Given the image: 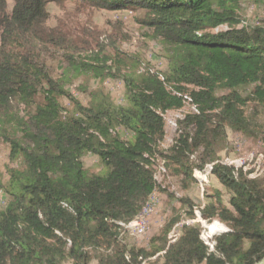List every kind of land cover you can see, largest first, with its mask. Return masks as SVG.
Wrapping results in <instances>:
<instances>
[{
	"label": "trees",
	"instance_id": "trees-1",
	"mask_svg": "<svg viewBox=\"0 0 264 264\" xmlns=\"http://www.w3.org/2000/svg\"><path fill=\"white\" fill-rule=\"evenodd\" d=\"M9 1L0 0V139L17 166L0 185L8 196L0 210V264H142L157 255L159 264L262 261L264 181L216 162V152L228 131L264 143V27L238 28L241 3L264 0ZM67 2L141 11L138 22L166 51V71H141L140 59L111 40L92 51L88 41L50 27L49 6ZM222 26L229 29L215 32ZM55 59L62 64L58 77L50 66ZM85 76L122 80L126 105L101 90L82 104L68 88ZM186 103L196 112L179 121L178 137L164 149V114ZM89 154L99 158L102 173L85 166ZM159 163L184 190L195 183V170L214 163L212 174L230 198L224 204L206 194L198 216L218 219L230 231L214 239L213 249L194 226L170 243L179 216L148 247L124 240V226L160 190ZM180 202L193 217L194 203Z\"/></svg>",
	"mask_w": 264,
	"mask_h": 264
},
{
	"label": "rangeland",
	"instance_id": "rangeland-1",
	"mask_svg": "<svg viewBox=\"0 0 264 264\" xmlns=\"http://www.w3.org/2000/svg\"><path fill=\"white\" fill-rule=\"evenodd\" d=\"M9 2L11 6V0ZM49 11L50 27H57L70 36L72 40L77 41L81 38L82 41H88L92 51H97L100 44H108V41L111 40L110 42H114L121 51L140 59L141 71H166V51L162 42L155 37L154 32L138 22V19L141 18V11L82 8L74 2H67L64 5L51 4ZM241 15L244 22L238 28H242L245 24L264 27L263 4L242 2ZM228 29V26H222L215 32ZM108 49L110 53L114 54L112 45H109ZM60 61L61 59H55L50 62L55 77L61 73L62 64ZM68 90L84 105L90 104V93L100 90L109 94L116 104L126 105L125 85L118 78L110 77L108 80L100 82L91 76H85L77 79ZM62 103L66 107L70 105L67 99H64ZM192 111L196 112L195 107L186 103L183 109L164 114L166 122V139L162 145L164 149L172 146L179 135V121ZM43 114V120L51 121L47 114ZM119 133L123 138L129 137L123 130H119ZM216 154L219 157L216 162L236 169H243L252 179L264 181V143L261 140L228 131L225 143L220 145ZM213 164H208L203 171L195 170V183H192L188 190H184L181 180L167 174L163 163H159L155 168L160 190L150 198L143 212L133 222L124 226V240L131 246L148 247L151 238L160 233L165 223L172 217L179 216L180 221L169 234L170 243H175L181 237L185 227L194 226L201 229L202 240L213 249L214 239L220 236L219 234L230 231L229 226L218 219L206 221L197 215L207 202L206 194L216 195L224 204H228L230 198L228 190L212 174ZM16 166V164L12 165L10 161L8 145L0 139V185H6L9 179L8 168ZM85 166L92 173L104 171V166L99 158L94 155L89 154L85 157ZM185 198L190 199L195 205L193 217L187 213L189 207L180 202L181 199ZM7 202V194L0 189V210L6 207ZM158 256L150 258L142 264H159ZM63 264H72V262L68 261ZM92 264H97V261L94 260Z\"/></svg>",
	"mask_w": 264,
	"mask_h": 264
},
{
	"label": "water",
	"instance_id": "water-1",
	"mask_svg": "<svg viewBox=\"0 0 264 264\" xmlns=\"http://www.w3.org/2000/svg\"><path fill=\"white\" fill-rule=\"evenodd\" d=\"M257 264H264V259L262 261H260L259 263H257Z\"/></svg>",
	"mask_w": 264,
	"mask_h": 264
},
{
	"label": "built area",
	"instance_id": "built-area-1",
	"mask_svg": "<svg viewBox=\"0 0 264 264\" xmlns=\"http://www.w3.org/2000/svg\"><path fill=\"white\" fill-rule=\"evenodd\" d=\"M197 215H198V213H197Z\"/></svg>",
	"mask_w": 264,
	"mask_h": 264
}]
</instances>
